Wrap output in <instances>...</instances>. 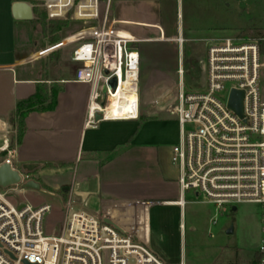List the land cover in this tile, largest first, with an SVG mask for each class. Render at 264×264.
I'll return each instance as SVG.
<instances>
[{"label": "built area", "instance_id": "built-area-1", "mask_svg": "<svg viewBox=\"0 0 264 264\" xmlns=\"http://www.w3.org/2000/svg\"><path fill=\"white\" fill-rule=\"evenodd\" d=\"M50 21L70 19L82 26L76 35L72 61L75 82L91 87L87 126L140 119V54L134 38L122 35L111 21V0H35ZM177 43L183 47L184 40ZM205 81L196 90L180 87L170 114L179 126V141L171 162L179 173L184 209L189 192L216 207L218 214L241 204L263 206L259 264H264V101L261 96V52L258 42L234 38L204 40ZM116 80V89L111 82ZM131 113L109 116L119 92ZM233 91L243 92V118L229 108ZM102 119L96 121V116ZM18 128L0 121V167L13 170ZM20 172V171H19ZM23 184L25 177L20 172ZM16 187V186H15ZM9 189V188H8ZM0 188V264H168L142 239L105 223V219L68 205L63 229L47 234L44 221L51 206L17 207L11 190ZM216 224V220L212 221ZM182 232L185 224H181ZM179 264H186L182 260Z\"/></svg>", "mask_w": 264, "mask_h": 264}, {"label": "crops", "instance_id": "crops-1", "mask_svg": "<svg viewBox=\"0 0 264 264\" xmlns=\"http://www.w3.org/2000/svg\"><path fill=\"white\" fill-rule=\"evenodd\" d=\"M238 1L233 0L228 8L238 5ZM19 2L0 0V121H10L17 104L35 95L39 85H55L60 91L53 111L27 116L26 132L17 149V169L35 166L29 172L34 173L32 178L52 173L65 179L62 176L72 174V180L82 187L90 212L145 241L165 263L185 261L182 257L188 201L184 209L174 204L181 193L179 173L171 162L172 148L179 141V126L169 110L181 86L189 91L204 84L188 86L191 71L184 49L187 43L199 39L193 9H207L209 0H111V21L122 35L136 40L134 47L140 54L142 111L138 121L103 122L96 129L87 126L91 87L75 82L77 69L72 74L63 70L65 64L78 68L72 61L75 47L65 53L62 61L50 63L53 51L76 40L64 41L51 51L50 38L37 32L43 46L31 40L26 43V26L36 31L32 21L14 19L12 7ZM258 6L252 0V9ZM184 9H188L187 17ZM17 30L24 32L20 40ZM178 38L184 40L183 47L178 45ZM228 38L231 37H202L200 64L207 57L204 40ZM157 46L173 47L178 57L142 56V47ZM145 77L150 94L147 103ZM167 97V102L163 101ZM175 129L176 139L169 144L163 142L164 134ZM60 183L54 186L67 190L69 182Z\"/></svg>", "mask_w": 264, "mask_h": 264}, {"label": "rangeland", "instance_id": "rangeland-1", "mask_svg": "<svg viewBox=\"0 0 264 264\" xmlns=\"http://www.w3.org/2000/svg\"><path fill=\"white\" fill-rule=\"evenodd\" d=\"M19 1L29 5L35 11L32 26L36 33L29 26H26V43H30L31 40L43 46L42 35L50 38L49 48H52L64 41L73 40L83 30L80 24L67 19L61 20L67 23L66 28L50 35L49 23L52 21L45 16V9L38 7L35 0ZM103 2L105 3L106 0H103ZM255 2L259 5L258 9H252V0H239L238 5L236 3L230 9L228 4H233V0H209L207 9H193L194 24L198 27L196 34L199 39L187 43L184 49L187 66L191 71V74L187 77L188 86L201 85L205 80L204 64L203 61L201 64L199 62L204 52L203 44H201L202 37L220 35L244 43L258 42L261 45V42L264 41V0H255ZM184 10L187 17L188 9ZM44 21L48 23L47 31H41V25ZM23 33L17 30L18 40L22 38L20 35ZM75 46V43H71L65 48L53 51L49 57L50 63L57 60L62 61L65 53L71 51V48L73 49ZM141 51L142 56L147 58L152 55L178 57L177 52L170 46L165 48L158 46L156 48L142 47ZM65 66L67 67L63 70L66 71V74H72L77 69L74 64L69 66L65 64ZM52 71L54 72V70ZM144 81V97L147 103L150 95L146 88L148 78L145 77ZM261 96L264 101V55L261 56ZM168 98H164L163 101L167 102ZM141 111L142 108L140 107V113ZM177 133V129L173 133H165L163 142L169 144L170 140L176 139ZM19 170L25 177L26 182L30 179L35 180L40 185V190L25 189L23 184L9 188L8 190L12 192L9 193L8 198L17 207L26 204L35 208L51 206V211L44 221L47 234H59L62 231L68 205L97 216V214L88 210L87 200L82 196V187L77 180H72V174L62 176L65 179L52 173H45L42 176L36 175L32 178L29 176L28 171ZM65 181L69 182L66 186L67 190L54 186ZM186 199L188 201L186 209L187 231L183 240L184 255L182 258L185 259L187 264H250L253 257L258 253L260 245L263 206L255 203H245L239 205L236 212L228 209L218 214L215 206L205 203L203 198H196L193 192H189ZM213 220H216V224L212 223Z\"/></svg>", "mask_w": 264, "mask_h": 264}, {"label": "trees", "instance_id": "trees-1", "mask_svg": "<svg viewBox=\"0 0 264 264\" xmlns=\"http://www.w3.org/2000/svg\"><path fill=\"white\" fill-rule=\"evenodd\" d=\"M35 13V11H33ZM45 16L46 13H44ZM34 21V19H33ZM68 25L64 21H52L49 23L50 35H53L57 32H60L62 29L66 28ZM48 30V23L45 21L41 25V31ZM59 47V46H58ZM50 48L51 51L58 48ZM261 56L264 55V41L260 45ZM60 89L55 86H47L42 84L38 86L37 92L32 97L20 101L15 111L10 116V122L17 126L18 128V143L21 144L23 136L26 132L25 120L27 116L33 112L45 113L53 111L57 106V98ZM141 119V118H140ZM142 121H145V118H142ZM31 177L34 173H28ZM31 180V179H30ZM250 264H259V256L256 254L251 260Z\"/></svg>", "mask_w": 264, "mask_h": 264}, {"label": "water", "instance_id": "water-1", "mask_svg": "<svg viewBox=\"0 0 264 264\" xmlns=\"http://www.w3.org/2000/svg\"><path fill=\"white\" fill-rule=\"evenodd\" d=\"M12 14L14 19L18 21H33L34 12L32 8L25 3H15L12 7ZM111 86L116 89V80L111 82ZM243 98L244 93L233 91L229 101V108L234 111L240 118H243ZM102 117L96 116V121H100ZM35 166L26 167L28 172L35 170ZM23 183L22 176L19 171L13 170L9 164H4L0 167V188L8 189L15 186H20ZM25 189L29 190H40V185L34 180H29L24 184ZM237 208H233V212H236ZM105 223L112 225L109 220H105Z\"/></svg>", "mask_w": 264, "mask_h": 264}, {"label": "bare ground", "instance_id": "bare-ground-1", "mask_svg": "<svg viewBox=\"0 0 264 264\" xmlns=\"http://www.w3.org/2000/svg\"><path fill=\"white\" fill-rule=\"evenodd\" d=\"M120 99L131 101V100L136 99V97L134 95L126 96L122 93V91H120L119 95L114 100L111 101V105L108 109L109 116H112V115L117 116L121 112L122 113H131L130 112L131 110L128 107L126 109L120 108V104H121Z\"/></svg>", "mask_w": 264, "mask_h": 264}]
</instances>
